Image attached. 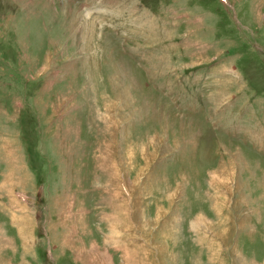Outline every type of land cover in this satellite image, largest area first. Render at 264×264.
Here are the masks:
<instances>
[{
  "label": "rangeland",
  "instance_id": "obj_1",
  "mask_svg": "<svg viewBox=\"0 0 264 264\" xmlns=\"http://www.w3.org/2000/svg\"><path fill=\"white\" fill-rule=\"evenodd\" d=\"M0 264H264V0H0Z\"/></svg>",
  "mask_w": 264,
  "mask_h": 264
},
{
  "label": "bare ground",
  "instance_id": "obj_2",
  "mask_svg": "<svg viewBox=\"0 0 264 264\" xmlns=\"http://www.w3.org/2000/svg\"><path fill=\"white\" fill-rule=\"evenodd\" d=\"M217 230H218V232H217ZM217 230H216V233L219 234V229H217ZM219 235H220V234H219Z\"/></svg>",
  "mask_w": 264,
  "mask_h": 264
}]
</instances>
